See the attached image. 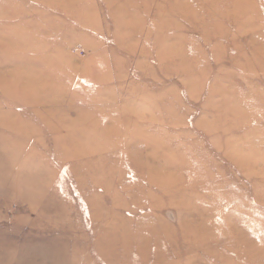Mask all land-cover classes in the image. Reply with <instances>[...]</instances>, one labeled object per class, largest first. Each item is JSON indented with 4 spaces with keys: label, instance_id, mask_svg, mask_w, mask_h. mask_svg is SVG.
Returning a JSON list of instances; mask_svg holds the SVG:
<instances>
[{
    "label": "rangeland",
    "instance_id": "rangeland-1",
    "mask_svg": "<svg viewBox=\"0 0 264 264\" xmlns=\"http://www.w3.org/2000/svg\"><path fill=\"white\" fill-rule=\"evenodd\" d=\"M0 264H264V0H0Z\"/></svg>",
    "mask_w": 264,
    "mask_h": 264
}]
</instances>
